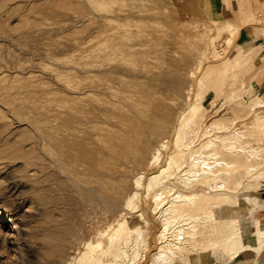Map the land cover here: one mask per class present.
Wrapping results in <instances>:
<instances>
[{"label": "rangeland", "instance_id": "rangeland-1", "mask_svg": "<svg viewBox=\"0 0 264 264\" xmlns=\"http://www.w3.org/2000/svg\"><path fill=\"white\" fill-rule=\"evenodd\" d=\"M252 1L256 9H264V0ZM229 9V0H0V264L46 263L43 240L49 210L46 201L37 197L41 192L39 149L34 142L33 121L42 113L49 114L55 89L65 84L70 69L81 62L87 42L107 20L127 47L116 60L126 74L122 78L128 81L130 77V81L136 75L163 73L158 82L167 90L166 106H176L177 113L191 104L200 109L196 115L187 110L179 131V143L188 150L185 162L179 159V168L173 165L168 178L160 175L149 191L139 189L136 210L115 213L96 204L79 210L77 222L83 229L73 239L76 243L70 252L77 260L98 231L106 234L107 244V234L123 219L135 229L134 242L127 249L133 264L228 260L227 248L213 247L207 234L201 235L200 226L195 228L198 235L190 228L193 219L202 220L210 212L217 227L224 221L231 224V229L218 233L216 240L232 233L236 218L243 232L264 234V219L251 211L252 199L264 183V114L258 107L262 100L258 96L243 99L239 82L242 59L235 41L239 30L231 23ZM137 40H146L147 46L138 47L141 41ZM13 94H18L16 102ZM177 132L167 133L172 150ZM54 171L57 184L52 185V195L47 193L52 201L80 200L78 185L67 174ZM83 172H79L82 178ZM144 183L147 186V176ZM51 184L46 183L47 192ZM165 185L172 191L158 196ZM179 193L184 197L196 194L197 199L193 204L187 199L177 203ZM194 206L199 209L194 210ZM56 211L50 210L52 216L61 215ZM10 217L19 223L16 241L6 223ZM174 239L170 248L168 243ZM177 249L182 257L175 256L174 263V259L166 261ZM242 252L234 264H264V244L258 250Z\"/></svg>", "mask_w": 264, "mask_h": 264}, {"label": "bare ground", "instance_id": "bare-ground-1", "mask_svg": "<svg viewBox=\"0 0 264 264\" xmlns=\"http://www.w3.org/2000/svg\"><path fill=\"white\" fill-rule=\"evenodd\" d=\"M55 13L59 14L58 11ZM111 24L112 22L107 20L99 25L100 27L98 26L97 35L87 42L81 62L70 69L65 84H61L55 89L50 101L49 114H38L37 119L34 117V142L39 149L37 166L40 179L38 184H40L41 191L40 196H37L38 194L36 196L46 201L49 210L47 216L49 218L46 222L48 225L44 229L43 240L45 264H133V260L129 259L130 255L127 249L134 242L131 237L135 229L129 226L126 219L119 221L117 226L107 234V244L104 241L106 234L99 233L100 231L95 232L98 235L86 242L85 250L76 260L74 254L70 252V247L72 248L71 245L76 243L73 239L78 238L79 230L83 229L80 226L81 223L77 222L80 218L78 212L82 208H93L94 204L115 213H124L135 209L139 189L146 187L149 191L153 184L159 182L160 175H166L168 178L173 165L177 164L176 169L179 168V159L185 162L188 150L179 143V131L183 126L187 110L189 109L193 115H196L200 109L198 104H191L189 107L187 106V110L183 109V112L177 113L175 112L176 106H166L164 96L167 90L158 82L163 73H150L143 77L135 74L137 78L130 81V77L129 79L126 77L128 81L122 78L126 74L116 63V60L119 54L122 55L120 52L127 51V47L122 41H119L115 29L110 28ZM139 41L141 42L139 46L137 45L138 47L147 46L146 40L144 43L142 40ZM131 47L133 48V46ZM148 48L152 50L153 47L149 45ZM153 53L156 51L151 54ZM141 55L146 56V53ZM147 57H149L148 54ZM213 69L218 68L213 67ZM12 99L16 102L18 94H13ZM176 129L178 136L172 150V146L167 140V133ZM161 162H164V165L160 166ZM54 170L67 174L68 178L78 185L80 200L67 198L58 203L52 201L53 198L47 193L52 195V185L57 184ZM80 171L85 172H83V178L80 177ZM132 174H134L133 177H131ZM146 176L148 177L147 186L144 183ZM177 179L180 180L181 176H178ZM47 182L52 183L49 185L48 192L46 190ZM59 189L61 191V188ZM171 191L172 188L165 185L161 193L157 195H167ZM196 196V194H191L184 197L179 193L175 200L177 203H182L187 199L189 204H193L197 199ZM55 198L57 199V197ZM39 200L41 201V199ZM52 208L61 211V215L52 216L50 213ZM193 209L198 210L199 207L194 206ZM215 219L213 212H210L202 220L193 219L190 228L195 229L200 226L201 235L207 234L206 239L211 241L213 247L227 248L226 253L230 260L235 259L242 251L250 248L258 250L263 246L264 234L259 233L258 230L251 233L243 232L238 218L232 222L234 225L232 233L222 241L216 240L218 233L231 229V224L224 221L217 227ZM107 220L110 222L109 219ZM6 223L10 224V235L16 241L19 236L17 219L10 217ZM34 231L36 232V230ZM197 232L195 229V235H198ZM85 233L83 232V236L86 237ZM175 241V239L171 240L168 243L169 247L170 243ZM175 256L182 257V253L179 250L175 251L174 255L166 261L174 259V263L177 258Z\"/></svg>", "mask_w": 264, "mask_h": 264}, {"label": "crops", "instance_id": "crops-1", "mask_svg": "<svg viewBox=\"0 0 264 264\" xmlns=\"http://www.w3.org/2000/svg\"><path fill=\"white\" fill-rule=\"evenodd\" d=\"M246 1H249L248 5ZM254 4L252 0H229V13L232 25L239 30L235 41L242 59L239 82L243 99L249 101L258 96L262 100L258 107L264 114V9L258 10ZM262 146L264 149V143ZM251 203L252 215L259 214L264 219V183ZM235 259L215 261L213 264H234Z\"/></svg>", "mask_w": 264, "mask_h": 264}]
</instances>
